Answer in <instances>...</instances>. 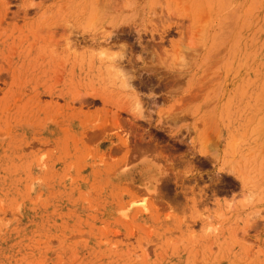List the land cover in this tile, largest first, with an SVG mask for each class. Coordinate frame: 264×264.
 <instances>
[{
  "label": "rangeland",
  "instance_id": "obj_1",
  "mask_svg": "<svg viewBox=\"0 0 264 264\" xmlns=\"http://www.w3.org/2000/svg\"><path fill=\"white\" fill-rule=\"evenodd\" d=\"M0 264H264V0H0Z\"/></svg>",
  "mask_w": 264,
  "mask_h": 264
},
{
  "label": "bare ground",
  "instance_id": "obj_2",
  "mask_svg": "<svg viewBox=\"0 0 264 264\" xmlns=\"http://www.w3.org/2000/svg\"><path fill=\"white\" fill-rule=\"evenodd\" d=\"M112 9V8H111ZM136 20V19H135ZM167 28V27H166ZM170 29V28H169ZM138 29H136V31H137ZM164 30V29H163ZM113 31V30H112ZM165 31H167V30H165ZM167 32H169V31H167ZM162 33V32H161ZM112 35H113V33H112ZM115 35V34H114ZM139 35V34H138ZM140 35H142V34H140ZM108 36H110V35H108ZM152 37V36H151ZM112 38H113V36H112ZM114 38H115V36H114ZM159 38V37H158ZM109 41H110V39H108ZM114 40V39H113ZM116 40V39H115ZM107 44H108V42H107ZM145 48H144V50L146 49V46H144ZM143 48V47H142ZM148 48H150V47H148ZM151 50H152V48H151ZM147 51V50H146ZM131 54V53H130ZM151 54V53H150ZM157 54V53H156ZM122 55V54H121ZM113 56V55H112ZM108 57H110V56H108ZM115 57V56H114ZM121 57V56H120ZM145 57V56H144ZM122 58V57H121ZM133 59V58H132ZM151 59V58H150ZM128 60V59H127ZM145 60V59H144ZM125 61V60H124ZM132 62V61H131ZM127 63V62H126ZM128 66V65H127ZM129 67V66H128ZM133 67V66H132ZM128 73V72H127ZM130 73H128V75H129ZM117 76V75H116ZM129 77V76H128ZM127 77V78H128ZM132 77V76H131ZM173 78V77H172ZM178 78V77H177ZM131 79V78H130ZM174 79V78H173ZM172 79V80H173ZM174 80H176V79H174ZM173 80V81H174ZM171 81V80H170ZM172 83H176V82H172ZM137 100V99H136ZM135 105V104H134ZM122 108V107H121ZM162 157V156H161Z\"/></svg>",
  "mask_w": 264,
  "mask_h": 264
}]
</instances>
